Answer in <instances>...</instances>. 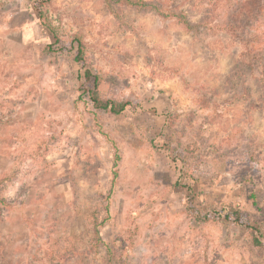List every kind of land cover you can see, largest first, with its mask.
Wrapping results in <instances>:
<instances>
[{
	"label": "rangeland",
	"instance_id": "374dc122",
	"mask_svg": "<svg viewBox=\"0 0 264 264\" xmlns=\"http://www.w3.org/2000/svg\"><path fill=\"white\" fill-rule=\"evenodd\" d=\"M40 1L0 0V264H264V83L243 65L264 51V0H148L196 32L103 0L42 6L84 67L44 52ZM85 69L137 110L91 112ZM184 186L198 213L239 210L260 235L190 214Z\"/></svg>",
	"mask_w": 264,
	"mask_h": 264
},
{
	"label": "trees",
	"instance_id": "16d2710c",
	"mask_svg": "<svg viewBox=\"0 0 264 264\" xmlns=\"http://www.w3.org/2000/svg\"><path fill=\"white\" fill-rule=\"evenodd\" d=\"M53 0H43L39 3H36L32 6L33 12L35 13V16L38 18L41 26L47 28V30L50 32L52 36V42L47 44L44 47V52L47 54H57V53H73V61L76 64H81L82 67L86 64L87 57L85 52V47L82 39L79 36H73L69 39L67 42H63L58 35L54 32V30L51 28V26L47 22V18L44 15V12L42 11V6L48 5ZM106 8L108 11L115 15L117 18L120 19L121 14L119 11H123L125 9L128 10H135L140 12H150L154 13L164 19L167 18H175L178 20V23L184 27L187 31L190 32H196L197 29H200L202 27V24L199 23H191L185 15L182 13H176L171 11L164 10L162 5H160L155 1H148V0H103ZM245 3V2H244ZM244 3H240L241 5ZM256 4V1L253 2L251 5L254 7ZM240 6L237 5L236 7L232 8L233 14L237 15L238 10ZM231 17V15L229 16ZM226 30L235 36H241L240 33H237L236 30L233 28V25L230 23H227ZM242 39V37L240 38ZM242 39V43H243ZM254 50V49H253ZM252 50H249V52L246 54L245 57H243V65L245 69L250 73L258 72L262 76L261 81L264 83V51L255 49L253 53ZM246 64H245V63ZM100 86H101V80L100 77L96 74L92 73L90 70L85 69L81 83L79 86V100L88 107V109L91 112L95 113H103V114H109V115H119L126 110L130 112H135L137 110V106L131 99L124 98L122 100H115L112 98H104L100 93ZM185 192H187L186 200H187V206H188V212L192 215H196L197 218L203 217V220L209 221L210 218L213 215L214 217H220L223 216L227 221H230L236 226L242 227L248 231H253V235H260V231L258 228L252 227L248 225L246 219L243 217L241 212L236 209H229V208H222L219 211H211V214L205 213L202 215L200 212L196 210V208L192 205V191L190 187L184 186ZM253 245L255 248L260 249V247H264V242L260 241V237H253ZM97 244H101L98 243ZM98 245V246H99Z\"/></svg>",
	"mask_w": 264,
	"mask_h": 264
}]
</instances>
